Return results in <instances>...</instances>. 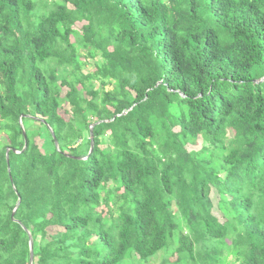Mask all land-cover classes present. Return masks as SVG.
<instances>
[{"label": "trees", "instance_id": "obj_1", "mask_svg": "<svg viewBox=\"0 0 264 264\" xmlns=\"http://www.w3.org/2000/svg\"><path fill=\"white\" fill-rule=\"evenodd\" d=\"M30 238L32 264H264V0H0V264Z\"/></svg>", "mask_w": 264, "mask_h": 264}, {"label": "rangeland", "instance_id": "obj_2", "mask_svg": "<svg viewBox=\"0 0 264 264\" xmlns=\"http://www.w3.org/2000/svg\"><path fill=\"white\" fill-rule=\"evenodd\" d=\"M81 26L82 25H79V28H81ZM72 41H74V38H72ZM63 116L65 117V115L63 114ZM65 118H68V117H65ZM231 136H232V134H231ZM202 140H200L199 139V141L197 142V145H195V146H191L190 147V149H200L201 147H202ZM211 198H212V200H213V202H214V206H215V209H214V214L216 215V216H219V217H221V215H220V213L217 211V195H216V192H215V190H213L212 191V194H211ZM221 219V221H223V218H220Z\"/></svg>", "mask_w": 264, "mask_h": 264}, {"label": "water", "instance_id": "obj_3", "mask_svg": "<svg viewBox=\"0 0 264 264\" xmlns=\"http://www.w3.org/2000/svg\"><path fill=\"white\" fill-rule=\"evenodd\" d=\"M91 150L90 153L93 151L94 148V143H93V127H91ZM56 146H58V143L55 142ZM7 158H8V154H7ZM30 249H31V256H30V263H33V240L32 238H30Z\"/></svg>", "mask_w": 264, "mask_h": 264}]
</instances>
